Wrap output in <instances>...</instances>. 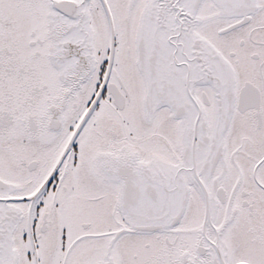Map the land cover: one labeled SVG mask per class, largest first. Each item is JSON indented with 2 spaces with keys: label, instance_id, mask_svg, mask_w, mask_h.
Returning <instances> with one entry per match:
<instances>
[{
  "label": "snow or ice",
  "instance_id": "6c2138e0",
  "mask_svg": "<svg viewBox=\"0 0 264 264\" xmlns=\"http://www.w3.org/2000/svg\"><path fill=\"white\" fill-rule=\"evenodd\" d=\"M0 264H264V0H0Z\"/></svg>",
  "mask_w": 264,
  "mask_h": 264
}]
</instances>
